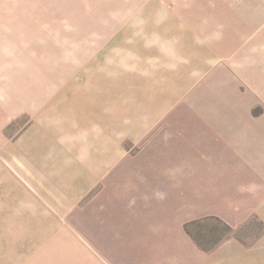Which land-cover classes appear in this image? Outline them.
Returning a JSON list of instances; mask_svg holds the SVG:
<instances>
[{
  "label": "crops",
  "instance_id": "obj_1",
  "mask_svg": "<svg viewBox=\"0 0 264 264\" xmlns=\"http://www.w3.org/2000/svg\"><path fill=\"white\" fill-rule=\"evenodd\" d=\"M199 1L140 62L92 68L95 109L69 94L0 141V264H264V236L247 259L186 228L264 223V30Z\"/></svg>",
  "mask_w": 264,
  "mask_h": 264
},
{
  "label": "rangeland",
  "instance_id": "obj_2",
  "mask_svg": "<svg viewBox=\"0 0 264 264\" xmlns=\"http://www.w3.org/2000/svg\"><path fill=\"white\" fill-rule=\"evenodd\" d=\"M197 2L202 1L0 0V42L4 48L0 52V141L17 142L33 126L35 114L66 108L64 99L69 94L74 100L66 102L72 108L86 109L94 104L95 109L91 80L97 78L98 70L91 72L92 68L109 60L121 67L125 62H140L146 51L149 56V51L156 50L155 29L171 23L169 15L177 14L182 6ZM206 3L212 9L220 6L238 14L244 21H258L256 31L262 34L264 0ZM98 87L100 93L106 92ZM98 103L101 111L108 109L107 101ZM118 108L120 105L117 112ZM191 233L212 253L225 243L230 246L240 240L248 259L252 249H257V239L264 236V223L251 218L241 227H233L211 218L196 221ZM229 255L227 264H236L235 250Z\"/></svg>",
  "mask_w": 264,
  "mask_h": 264
},
{
  "label": "trees",
  "instance_id": "obj_3",
  "mask_svg": "<svg viewBox=\"0 0 264 264\" xmlns=\"http://www.w3.org/2000/svg\"><path fill=\"white\" fill-rule=\"evenodd\" d=\"M193 224H195V223H192V224H189V225L186 226L187 231L191 232V226H192ZM197 244H198V241H197ZM198 245L200 246V244H198ZM200 247H201V246H200ZM201 249L206 251V249L203 248V247H201ZM207 251H208V250H207Z\"/></svg>",
  "mask_w": 264,
  "mask_h": 264
}]
</instances>
